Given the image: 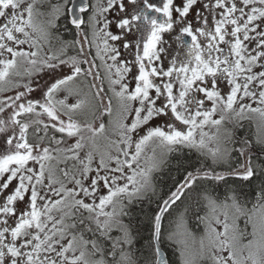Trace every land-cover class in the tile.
Segmentation results:
<instances>
[{"label": "snow or ice", "instance_id": "snow-or-ice-1", "mask_svg": "<svg viewBox=\"0 0 264 264\" xmlns=\"http://www.w3.org/2000/svg\"><path fill=\"white\" fill-rule=\"evenodd\" d=\"M193 192L203 233L164 229ZM165 241L179 264H264V0H0V264H168Z\"/></svg>", "mask_w": 264, "mask_h": 264}, {"label": "trees", "instance_id": "trees-1", "mask_svg": "<svg viewBox=\"0 0 264 264\" xmlns=\"http://www.w3.org/2000/svg\"><path fill=\"white\" fill-rule=\"evenodd\" d=\"M67 38L70 39L71 37ZM250 133H254V128L253 125H251L248 121H244L243 129H237L238 136H246ZM197 159V154H194L187 149H184L182 152H173L168 154L161 168L153 173L158 196H166L170 190H174V185L177 182H182L183 176L185 174L184 168L188 167L189 164H197ZM205 187H208V185L205 184ZM224 191L225 189L221 188L215 194L221 195ZM256 191L257 189L255 186L243 188V192L245 194L243 199L248 202V206H251L256 202ZM196 199L197 193L193 192L189 194L187 199H184L183 203L178 201L177 205H175L172 209V216H167L166 214V217L162 222L164 229L169 228L170 221L173 218L184 213L188 228L193 233L199 234L201 231V224H199L195 218L196 212L199 211V209L196 207ZM139 207L140 206L137 207V211L130 219L132 221L131 227L134 231L136 241L133 247V252L137 258L142 259L147 244V238L150 236V232L146 228L147 217L151 216L152 214L150 209H156L155 199L151 203L145 201L142 205L143 211H140ZM186 209L187 212H185ZM200 214L203 215V212H200ZM125 219L127 221L129 218L126 217ZM161 248L166 252L168 264H179L178 252L174 245L165 241Z\"/></svg>", "mask_w": 264, "mask_h": 264}, {"label": "rangeland", "instance_id": "rangeland-1", "mask_svg": "<svg viewBox=\"0 0 264 264\" xmlns=\"http://www.w3.org/2000/svg\"><path fill=\"white\" fill-rule=\"evenodd\" d=\"M91 52H92V55H94L95 54V48H93L92 50H91ZM96 63H99V61L97 60L96 61ZM107 119V118H106ZM106 119H105V121H106ZM253 128H254V132H255V126L253 125ZM147 155H152V152H151V149H148L147 150ZM168 155V154H167ZM167 155H165L164 157H163V160H165L166 159V157H167ZM252 206V205H251ZM251 206H248V207H251ZM240 224H241V227H243V220H241L240 221ZM190 230V229H189ZM250 230V229H249ZM191 231V230H190ZM203 233V225H201V231L199 232V234L197 233H194V234H196L197 236H199V235H201Z\"/></svg>", "mask_w": 264, "mask_h": 264}, {"label": "water", "instance_id": "water-1", "mask_svg": "<svg viewBox=\"0 0 264 264\" xmlns=\"http://www.w3.org/2000/svg\"><path fill=\"white\" fill-rule=\"evenodd\" d=\"M161 252H162V256L167 260L168 262V259H167V255H166V252L164 251V249L161 248Z\"/></svg>", "mask_w": 264, "mask_h": 264}, {"label": "flooded vegetation", "instance_id": "flooded-vegetation-1", "mask_svg": "<svg viewBox=\"0 0 264 264\" xmlns=\"http://www.w3.org/2000/svg\"><path fill=\"white\" fill-rule=\"evenodd\" d=\"M85 51H88L87 47L85 48ZM70 54H75L74 52H70ZM92 54V52H91ZM91 58V57H90ZM105 87H107V85H105ZM106 119V118H105Z\"/></svg>", "mask_w": 264, "mask_h": 264}]
</instances>
